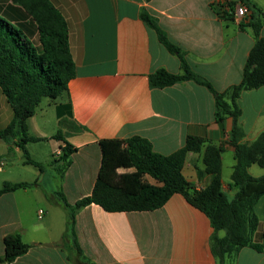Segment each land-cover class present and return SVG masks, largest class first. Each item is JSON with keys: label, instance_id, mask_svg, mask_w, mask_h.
<instances>
[{"label": "crops", "instance_id": "crops-1", "mask_svg": "<svg viewBox=\"0 0 264 264\" xmlns=\"http://www.w3.org/2000/svg\"><path fill=\"white\" fill-rule=\"evenodd\" d=\"M219 1L50 0L67 21L76 76L69 82V94L54 101L60 131H47L37 114L28 120L30 136L39 139L26 146L30 158L47 165L49 171L25 164L23 151L0 139V189L5 182L32 184L0 195V258L5 255L4 239L20 236L30 247L9 264H218L211 249L209 218L181 194L148 212H107L91 204L76 211L68 236L69 211L58 194L70 205L91 195L102 163L101 140L126 141L139 136L149 140L155 152L170 155L184 146L188 136H196L224 145L223 191L234 198L236 190L230 184L235 159L228 142L232 119L217 121L214 95L192 81L165 88L150 86L149 76L154 72L164 69L181 74L182 67L180 58L163 46L157 32L141 18L143 12L153 17L184 52L193 71L223 93L242 81L256 40L252 29L242 28L237 19L217 15ZM251 1L264 13V0ZM0 4L11 2L0 0ZM245 97L253 100V115L248 119L243 111L240 125L243 142L252 143L264 131V87L243 92L240 107ZM7 105L0 96V129L13 119ZM57 106L64 109L60 115ZM57 134L60 139L54 138ZM44 139H50L49 150L41 160V154L33 153L29 144ZM66 143L76 151L61 178L49 167L50 156ZM202 157V153L189 152L183 167L184 177L198 191L211 180L203 173ZM224 165L229 168L227 174ZM47 171L52 173V188L43 184ZM134 171L118 170L120 174ZM253 176H264V170ZM146 180L157 185L149 176ZM47 219L52 224L46 225ZM225 264H264V252L245 247Z\"/></svg>", "mask_w": 264, "mask_h": 264}, {"label": "trees", "instance_id": "trees-1", "mask_svg": "<svg viewBox=\"0 0 264 264\" xmlns=\"http://www.w3.org/2000/svg\"><path fill=\"white\" fill-rule=\"evenodd\" d=\"M9 1L10 5L0 4V94L12 110L13 119L0 129V139L18 146L24 153L25 164L44 172L48 166L31 160L26 148L28 143L39 141L30 136L28 120L36 114L44 98L56 100L69 94V82L76 76L69 28L50 0ZM238 5L247 8L240 26L251 28L256 42L244 66L242 81L223 93L193 71L184 52L169 40L153 17L145 12L141 14L143 21L157 32L163 46L180 58L182 67L181 74L164 69L154 72L149 76L150 86L165 88L192 81L214 95L217 121L232 119L228 142L235 159L230 184L236 190L234 198L229 199L223 191L224 145L217 146L206 139L188 136L181 149L162 155L153 150L149 140L139 136L126 141L101 140L102 163L91 195L70 205L61 192L58 194L69 211L65 236L73 231L76 211L91 204L99 205L107 212H148L160 209L173 195L181 194L209 218L213 228L211 249L218 264H225L228 257L245 247L264 252V223L255 211L257 203L264 197V176L254 177L249 172L252 165L264 169V131L252 143L243 142L245 133L240 125L243 110L239 105L243 92L264 87V13L251 0L227 1L215 10L218 16L235 21ZM226 6L228 11H224ZM63 110L62 106H57L58 115ZM54 138L60 139L58 134ZM75 151V147L66 143L60 158L54 159L49 167H54L62 178ZM189 152L203 154V173L211 177L203 190H193L183 175ZM119 169L135 171L120 174ZM146 176L153 178L157 185L149 183ZM31 185L5 182L0 195ZM220 232L225 235L220 237ZM74 246L80 254L78 245L75 243ZM29 247L20 236H8L4 239L5 255L0 261L12 263Z\"/></svg>", "mask_w": 264, "mask_h": 264}, {"label": "rangeland", "instance_id": "rangeland-1", "mask_svg": "<svg viewBox=\"0 0 264 264\" xmlns=\"http://www.w3.org/2000/svg\"><path fill=\"white\" fill-rule=\"evenodd\" d=\"M0 96H2V95L0 94ZM54 101L55 100H52V99H49V98H44L42 100V102L40 103L39 107L37 108L36 114H37L38 120L41 121L43 124L46 125L47 131H49V132L52 131L53 133H57V131H60L62 129V127H59L56 124V122H55V120H56L55 119L56 118L55 117L56 116V108H55ZM252 106H253V100L250 97H245L243 99V101L241 102V107H242V109H243V111L245 113V116L248 119L252 118V115H253V107ZM263 127H264V124H263ZM49 140L50 139H44V140H42V141H40L38 143L29 144L30 150L33 153L38 152L39 154H41V158H40L41 160H43L45 154L48 153V150H49ZM28 154H29V152H28ZM56 158H57L56 155L53 156V157L50 156V159H52V160H54ZM12 162L13 161L9 162V164L12 163ZM225 164L227 165V158L225 160ZM29 168H32V167H29ZM227 169H229V168L224 165V172H225V174H227V172H228ZM262 170H264V169H261L260 167H258V166L255 165L252 168L251 174L253 175L255 173L261 172ZM53 173L56 174V172H53ZM51 174H52L51 172L50 173L48 172L45 175V178H44V181H43V184H44L45 187H51V188L53 187L52 181L50 180L51 179ZM263 207H264V198H262L260 200L259 204L256 207V213L258 214V216H259L260 221H261L262 224L264 222V209H263ZM48 222H49V224H52L47 219L46 222H45L46 225H48Z\"/></svg>", "mask_w": 264, "mask_h": 264}, {"label": "built area", "instance_id": "built-area-1", "mask_svg": "<svg viewBox=\"0 0 264 264\" xmlns=\"http://www.w3.org/2000/svg\"><path fill=\"white\" fill-rule=\"evenodd\" d=\"M226 3H227V0H220L219 2L215 4V7L220 8L222 7L221 5H226ZM223 8H224V11L229 10L227 6ZM246 15H247V8L245 6L238 5L236 7L235 19H237L238 21H241ZM61 155H62V149L56 153V157H57L56 159L60 158ZM2 165L3 164H0V166ZM41 215H42V211L39 212L40 218H41Z\"/></svg>", "mask_w": 264, "mask_h": 264}]
</instances>
